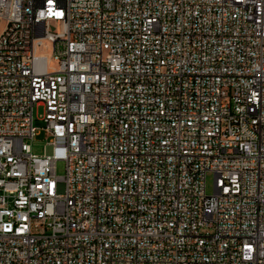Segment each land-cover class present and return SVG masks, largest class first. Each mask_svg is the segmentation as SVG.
<instances>
[{"label":"built area","instance_id":"built-area-1","mask_svg":"<svg viewBox=\"0 0 264 264\" xmlns=\"http://www.w3.org/2000/svg\"><path fill=\"white\" fill-rule=\"evenodd\" d=\"M0 23V264H264V0H0Z\"/></svg>","mask_w":264,"mask_h":264},{"label":"rangeland","instance_id":"rangeland-1","mask_svg":"<svg viewBox=\"0 0 264 264\" xmlns=\"http://www.w3.org/2000/svg\"><path fill=\"white\" fill-rule=\"evenodd\" d=\"M1 27V23H0ZM53 29V26L50 28ZM43 114L42 107H38L34 109V121L33 124L36 128L42 127L43 123L39 121L40 117ZM31 145V151L33 154L36 155H42L45 153H50V146H46V140L44 138V134L42 132H39V134L31 141H29ZM45 146V148H44ZM55 172L57 176H63L64 175V162L58 161L56 163ZM205 190L207 195H211L213 192V175L211 173H208L206 176V182H205Z\"/></svg>","mask_w":264,"mask_h":264}]
</instances>
